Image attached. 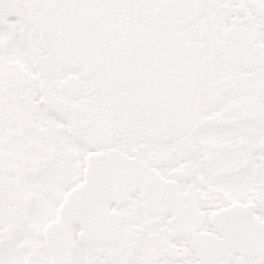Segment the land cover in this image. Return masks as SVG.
<instances>
[{
	"label": "snow or ice",
	"instance_id": "1",
	"mask_svg": "<svg viewBox=\"0 0 264 264\" xmlns=\"http://www.w3.org/2000/svg\"><path fill=\"white\" fill-rule=\"evenodd\" d=\"M0 264H264V0H0Z\"/></svg>",
	"mask_w": 264,
	"mask_h": 264
}]
</instances>
